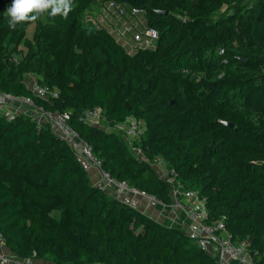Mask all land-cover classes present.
Segmentation results:
<instances>
[{
    "label": "trees",
    "instance_id": "trees-1",
    "mask_svg": "<svg viewBox=\"0 0 264 264\" xmlns=\"http://www.w3.org/2000/svg\"><path fill=\"white\" fill-rule=\"evenodd\" d=\"M92 1L117 3L129 21L142 9L134 27L157 29L155 45L125 49L111 28L127 21L84 17ZM80 2L71 35L79 54L59 66L49 38L67 24L49 15L34 46L24 38L26 50L0 48V92L68 113L103 171L169 203V182L151 164L161 156L205 198V222L224 217L230 239L264 264V0ZM30 23L17 24L16 40ZM8 26L2 15L0 30ZM31 76L56 96L34 95ZM94 107L105 129L84 120ZM129 116L144 124L134 142L143 157L112 130ZM54 203L59 216L49 214ZM0 233L9 256L51 264H216L182 228L94 184L73 148L26 113L0 116Z\"/></svg>",
    "mask_w": 264,
    "mask_h": 264
},
{
    "label": "built area",
    "instance_id": "built-area-1",
    "mask_svg": "<svg viewBox=\"0 0 264 264\" xmlns=\"http://www.w3.org/2000/svg\"><path fill=\"white\" fill-rule=\"evenodd\" d=\"M96 1L99 2L100 0ZM104 5L102 9L114 19L123 20V15H128L126 9L113 1L105 2ZM141 13L142 9L132 8L129 15L130 21L123 20L127 22L121 21L120 23H116L111 30L115 33L116 37L119 35L121 38L125 39L130 35L135 43L146 47H153L158 38L157 29L153 27L144 28L142 26L135 29L134 27L135 25H139L137 20L139 16H141ZM29 88L34 95L43 98L48 97L49 93L52 96H56L55 91L49 92L47 87L38 84L35 79L30 83ZM11 103H16L17 108L13 109ZM19 105L33 107L35 111L39 109L33 104L30 97L14 96L10 93L0 92L1 117H5L7 120L14 119L17 113H23ZM39 111L45 122L49 123L51 130L73 148L85 168L92 166L97 169L99 174V185L112 190L117 196L123 199L132 201L134 198H142L150 203H154L162 209L179 211L182 216H184L183 218L188 221V225L185 229L187 235L195 239L201 249L210 253L213 259L215 258L214 261L216 264H253V256L246 249L248 243L246 241L234 242L230 239L225 226L224 217L212 222H205L208 217L205 198L201 197L198 191L185 188L180 181L176 179L177 174L173 169L167 171L166 177L170 187V202L164 203L162 200L156 199L146 191L137 187L128 186L125 182L119 181L109 173L103 171L99 161L93 156L91 146L69 125L68 113H51L43 109H39ZM24 113L26 112L24 111ZM83 118L88 124L105 129V127H102L100 124V122L107 123L103 116L102 109L98 107L87 109ZM144 129L143 122L132 116L127 117L124 122L115 124L112 127V130L118 131L126 139L129 143L130 150L139 157H143V153L134 142L140 137ZM151 164L153 166L160 165L166 170L164 159L161 156H154ZM36 261L35 259L13 258L6 254L4 252L2 235L0 233V264H36ZM47 264L51 263L48 262Z\"/></svg>",
    "mask_w": 264,
    "mask_h": 264
},
{
    "label": "rangeland",
    "instance_id": "rangeland-1",
    "mask_svg": "<svg viewBox=\"0 0 264 264\" xmlns=\"http://www.w3.org/2000/svg\"><path fill=\"white\" fill-rule=\"evenodd\" d=\"M80 0H73L72 4V11L69 12L66 19V24L65 25V32L63 36L56 37V38H49L51 41V46H58V50L53 54V56L57 59L59 66L62 64H67L69 63L73 56H76L79 54V51L77 50V47L71 42L72 41V23H73V18H74V13L79 9ZM11 7V4H3L0 2V18L2 15L6 14V9ZM223 10V9H221ZM217 11L215 14L218 15V13L221 11ZM177 13H180V10H176ZM82 15L85 16H91L92 20H98V21H103L108 15L105 13V10L102 9V6L99 3H96L95 1L90 2L85 9L82 11ZM49 14L47 12L43 13L40 18L39 22H31L27 29L24 31L22 35L19 36V38L16 40L15 39V30L11 29L9 26L6 28H3L0 30V48L2 49H11V50H26L29 46H27L24 43V38L30 39L31 46L35 45V40L37 37L38 29H39V23L45 22L48 18ZM109 17V16H108ZM108 22L105 21L104 24H107ZM62 37H64L65 41L62 42ZM117 38L120 39L125 47V49H129L130 46H132L135 42L132 39V36L128 35L125 39L121 38L119 35H117ZM16 58L19 57L15 56ZM102 121V120H101ZM102 127H106V124L101 123ZM84 166V164H83ZM157 175L160 176L161 178L165 179L167 177V171L164 169V167L160 165H154L153 166ZM87 169V168H86ZM89 170V169H87ZM97 172V179L95 182L99 183V174ZM20 183V181H18ZM142 199V198H141ZM135 200V199H133ZM132 200V201H133ZM131 201V202H132ZM136 207H138L136 202H132ZM56 203H54L50 209H49V214L50 215H55L59 216L60 212L55 209ZM154 219V218H153Z\"/></svg>",
    "mask_w": 264,
    "mask_h": 264
},
{
    "label": "clouds",
    "instance_id": "clouds-1",
    "mask_svg": "<svg viewBox=\"0 0 264 264\" xmlns=\"http://www.w3.org/2000/svg\"><path fill=\"white\" fill-rule=\"evenodd\" d=\"M73 0H12L11 7L7 8L8 25L15 30L22 22H35L47 12L50 16L61 15L67 18L72 11Z\"/></svg>",
    "mask_w": 264,
    "mask_h": 264
},
{
    "label": "crops",
    "instance_id": "crops-1",
    "mask_svg": "<svg viewBox=\"0 0 264 264\" xmlns=\"http://www.w3.org/2000/svg\"><path fill=\"white\" fill-rule=\"evenodd\" d=\"M33 80H34L33 76L29 77L30 83H32ZM16 106H17L16 103H11V107L13 109H16L17 108ZM19 107L23 113L25 111L26 114L31 116L33 119L39 122L45 121L39 109L35 111L33 107L25 106V105H19ZM87 169H89L88 172L90 174L91 180L94 182V184L99 185V183L95 182V180L97 179L96 168L89 166ZM134 199L135 200H133L132 202L137 203L138 209L148 214L150 217L154 218L155 220L167 226H177V227L182 228L185 231L186 226L188 225V221L185 218H183L184 216H182V214L179 211H174L171 209H162L158 207L157 205H155L154 203H150L149 201L145 199H139V198H134ZM35 263L36 264H47L48 262L37 260Z\"/></svg>",
    "mask_w": 264,
    "mask_h": 264
},
{
    "label": "water",
    "instance_id": "water-1",
    "mask_svg": "<svg viewBox=\"0 0 264 264\" xmlns=\"http://www.w3.org/2000/svg\"><path fill=\"white\" fill-rule=\"evenodd\" d=\"M224 124L227 125V126H229V127H232L233 126L232 123H230V122H224Z\"/></svg>",
    "mask_w": 264,
    "mask_h": 264
}]
</instances>
